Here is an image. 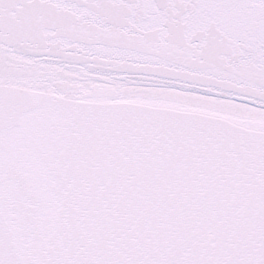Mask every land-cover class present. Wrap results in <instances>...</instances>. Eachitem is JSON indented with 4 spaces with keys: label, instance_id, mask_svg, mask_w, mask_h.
Listing matches in <instances>:
<instances>
[{
    "label": "snow or ice",
    "instance_id": "6c2138e0",
    "mask_svg": "<svg viewBox=\"0 0 264 264\" xmlns=\"http://www.w3.org/2000/svg\"><path fill=\"white\" fill-rule=\"evenodd\" d=\"M0 264H264V0H0Z\"/></svg>",
    "mask_w": 264,
    "mask_h": 264
}]
</instances>
